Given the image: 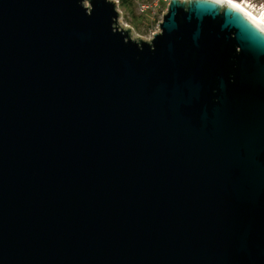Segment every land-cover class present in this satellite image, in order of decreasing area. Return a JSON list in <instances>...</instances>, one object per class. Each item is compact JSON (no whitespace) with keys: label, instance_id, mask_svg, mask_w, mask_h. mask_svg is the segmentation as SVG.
I'll return each mask as SVG.
<instances>
[{"label":"water","instance_id":"1","mask_svg":"<svg viewBox=\"0 0 264 264\" xmlns=\"http://www.w3.org/2000/svg\"><path fill=\"white\" fill-rule=\"evenodd\" d=\"M120 16L0 0V264H264V25Z\"/></svg>","mask_w":264,"mask_h":264},{"label":"rangeland","instance_id":"2","mask_svg":"<svg viewBox=\"0 0 264 264\" xmlns=\"http://www.w3.org/2000/svg\"><path fill=\"white\" fill-rule=\"evenodd\" d=\"M118 2L119 11L121 13L120 23L121 25L132 28L134 38H143L150 40L154 37V33L159 32L160 21L154 20L150 15H142L137 7L136 1L131 0V3H123V0H115ZM240 2L249 3V7L256 13L260 14L264 11V0H236Z\"/></svg>","mask_w":264,"mask_h":264},{"label":"built area","instance_id":"3","mask_svg":"<svg viewBox=\"0 0 264 264\" xmlns=\"http://www.w3.org/2000/svg\"><path fill=\"white\" fill-rule=\"evenodd\" d=\"M135 1L142 15L148 14L154 20H158L159 18H160L159 20H161V18L164 17V14L167 12L168 6L172 0H135ZM161 12H163L162 17H161Z\"/></svg>","mask_w":264,"mask_h":264},{"label":"bare ground","instance_id":"4","mask_svg":"<svg viewBox=\"0 0 264 264\" xmlns=\"http://www.w3.org/2000/svg\"><path fill=\"white\" fill-rule=\"evenodd\" d=\"M224 2H232L236 5H238L239 7H241L242 9H244L245 11H247L251 16H253L256 20H258L260 23H262L264 25V11L261 12L260 14H256L250 7H249V3L247 2H240V1H236V0H223Z\"/></svg>","mask_w":264,"mask_h":264},{"label":"trees","instance_id":"5","mask_svg":"<svg viewBox=\"0 0 264 264\" xmlns=\"http://www.w3.org/2000/svg\"><path fill=\"white\" fill-rule=\"evenodd\" d=\"M123 3H125V4L131 3V0H123Z\"/></svg>","mask_w":264,"mask_h":264}]
</instances>
